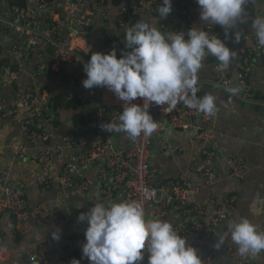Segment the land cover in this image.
I'll return each instance as SVG.
<instances>
[{
  "label": "built area",
  "instance_id": "built-area-1",
  "mask_svg": "<svg viewBox=\"0 0 264 264\" xmlns=\"http://www.w3.org/2000/svg\"><path fill=\"white\" fill-rule=\"evenodd\" d=\"M32 1V5L29 4L30 7L25 10L7 9L5 0H0V40L5 32L11 30L21 36L18 45L9 52V60L0 63V83L16 81L19 76L25 74L23 54L44 43L50 47V52H44L40 56L36 62V72L41 74L50 70L49 79L53 80L61 70V80L79 83L84 72V64L93 52L89 35L95 17L99 16L101 23L106 27L102 47L94 52L108 53L115 49L117 58H120L122 52L130 51L125 49L123 43L126 29L142 21V15L147 13L156 18L157 29L164 34L187 31L196 24L207 32L210 38L219 36L224 40L230 49L235 50V58L226 70L221 71L218 67L220 62L216 57L207 55L202 61V66L210 67L212 79L208 83L217 85L228 93H230L228 88H237L235 94H230L240 102L253 100L249 80L251 63L255 54H259L264 63V46L259 45L251 25L255 19V3H263L264 0H248L245 5L244 22H238L233 27V30L241 35L239 44L234 42L231 35L226 38L221 26L200 21L199 5L196 0H172V11L165 19L158 12L162 0H126L115 7L111 0ZM111 8L116 10L114 15L110 13ZM34 15H42L46 22L38 23L33 18ZM64 67L68 68L64 71L62 69ZM233 72L237 74L236 80L232 79ZM206 82L198 79L197 95L201 93L202 84ZM85 98L92 105L88 119L91 129L81 134L78 130L83 124L80 123L74 129L76 133L64 132L61 137H57L54 125L57 110L52 108L51 96L32 84L26 86L20 103L24 115L21 124L31 141L42 142L31 156V160L37 162L40 167L37 179L39 184H49L48 172L54 158L72 147L75 151L69 155L59 176L62 187L88 191L89 181L77 183L74 172L77 169L96 168L98 179L109 182L102 190L106 199L120 188L122 201H138L153 219L162 220L170 212L174 213L178 220L173 225L181 236L214 234L221 222L232 220L235 195L225 199L222 209L205 219L203 206L192 201L193 195L200 189L199 185L189 183L183 177H175L166 178L159 187H156L152 184L154 171L149 164L153 141L157 140L162 149H169L165 136L166 128L182 132L192 131L193 140L199 146L202 156L201 178L208 183L217 180L220 172L216 166L219 137L215 127L216 112L214 115H208L190 109L182 102L174 109L168 105L152 104L149 112L158 121L157 130L151 136L142 133L135 140L131 139L126 147L117 148L112 143L110 132L105 131L102 125L108 122L119 123L118 117L123 111L124 102L102 87L86 89ZM135 102L143 103L141 98ZM162 117L166 119V124L162 122ZM11 149L16 157H24L26 154L25 147L18 142L13 143ZM227 163L230 175L241 178L243 160L230 156ZM94 202L96 203V200ZM2 211L11 216V230L19 236L32 231L33 221L48 228H57L65 223V220L53 212L49 202L30 208L24 185L20 181L12 180L6 170L0 171V212ZM224 235L231 239L228 229L224 231ZM25 255L30 262L41 264H70L73 258L80 259L81 264H90L86 258L81 259V248L68 251L48 242H41L37 252L26 250ZM227 258H232L234 264H247L250 255L240 256L237 247L222 245L219 250L213 246L201 257L202 264H220ZM142 264H148L147 253Z\"/></svg>",
  "mask_w": 264,
  "mask_h": 264
},
{
  "label": "crops",
  "instance_id": "crops-1",
  "mask_svg": "<svg viewBox=\"0 0 264 264\" xmlns=\"http://www.w3.org/2000/svg\"><path fill=\"white\" fill-rule=\"evenodd\" d=\"M32 5L33 1L28 0ZM115 9L110 13L114 15ZM264 2H256L254 15L263 16ZM33 18L40 24L46 22L42 15H34ZM142 21L157 27V20L150 14H143ZM106 25L101 23L100 17L94 19L89 35L91 49L94 52L102 47ZM21 36L15 31L5 32L0 40V58L9 60V52L18 45ZM250 44V43H247ZM44 52H50L47 43L30 49L23 54L25 60V74L18 77L16 81L0 83V171L9 172L11 179L20 181L25 188V195L30 208L39 204L49 202L53 212L65 223L57 228H48L38 225L33 221V229L29 234L19 236L13 233L10 227L11 216L0 212V264H41L30 262L26 250L38 251L41 242L53 243L68 251H76L85 243V229L87 222H79L78 216L81 212H87L94 206L95 200L122 201V191L117 188L110 198L103 196V188L109 182L98 179L97 169H77L74 172L75 180L80 183L89 181L88 191L82 192L77 188H65L59 183L61 169L66 163L69 155L75 151L69 147L60 152L49 168V184L41 185L38 182L40 167L37 162L31 160L36 147L42 145L40 140L31 141L22 129L23 112L21 110V97L27 85H34L39 90L50 96L60 95L62 106L58 111L55 127V135L61 137L64 132H72L75 129L74 115L78 112L88 116L92 105L85 98L86 89L82 81L86 79L85 72L82 73L79 83H67L61 80V70L53 79H49L50 70L41 74L36 72V65ZM68 67L62 68L64 71ZM251 94L263 97L264 95V63L259 54H255L251 63ZM63 71V72H64ZM237 74L232 73V79L236 80ZM198 79L207 81L202 84L203 90L198 96L212 94L216 99V121L215 127L219 133L218 152L216 166L220 172L217 180L208 183L201 178L202 156L199 146L193 140V132H182L166 128L165 136L169 149H162L159 142L153 141L149 164L154 171L152 184L159 187L166 178L183 177L189 183L197 184L200 189L192 197V201L203 206L204 218L211 217L217 210L222 209L225 199L235 195L232 220L221 222L214 234L182 235L187 238V243L197 248L200 256L204 255L210 248L215 246L220 237L224 238V244L236 248L231 239L224 235L227 225L233 220L241 217L249 219L258 230H264V116L247 109L241 102L221 87L211 82L212 74L208 65L202 66L198 73ZM70 98H76L80 104L77 109L66 106ZM166 124V119L161 118ZM112 143L117 148H124L131 140L124 133H110ZM15 142L25 147L24 157H16L11 149ZM239 157L244 162L243 175L234 178L230 175L227 160L229 157ZM162 220L175 223L178 218L174 213H169ZM59 230V240L53 239L52 233ZM221 263L234 264L232 258L223 259ZM247 264H264V252L251 256Z\"/></svg>",
  "mask_w": 264,
  "mask_h": 264
},
{
  "label": "clouds",
  "instance_id": "clouds-1",
  "mask_svg": "<svg viewBox=\"0 0 264 264\" xmlns=\"http://www.w3.org/2000/svg\"><path fill=\"white\" fill-rule=\"evenodd\" d=\"M201 22L221 26L225 37L232 36L239 44L241 35L233 27L244 22L248 0H196ZM172 11V0H162L158 12L163 19ZM258 43L264 46V16L252 21ZM125 49L117 58L115 49L108 53L92 52L84 64L85 89L107 88L124 102L119 123L108 122L102 128L110 133H124L132 140L142 133L151 136L158 121L149 112L152 104L174 109L179 102L186 107L214 115L217 105L212 94L197 95L196 85L202 61L212 55L226 70L235 58L219 36H212L193 24L187 31L162 33L153 24L140 21L126 29ZM235 94L238 89L228 88ZM141 98L143 103L135 101ZM79 222H87L81 259L90 264H142L145 253L148 264H202L200 252L187 243L171 221L153 219L138 201L98 200L87 212H81ZM231 241L240 256H256L264 251V230L241 217L227 225ZM59 240V230L52 233ZM224 244L220 237L217 250ZM143 250V251H142ZM70 264H81L73 258Z\"/></svg>",
  "mask_w": 264,
  "mask_h": 264
},
{
  "label": "trees",
  "instance_id": "trees-1",
  "mask_svg": "<svg viewBox=\"0 0 264 264\" xmlns=\"http://www.w3.org/2000/svg\"><path fill=\"white\" fill-rule=\"evenodd\" d=\"M124 1L126 0H111V3L113 7H115L117 5L124 3ZM5 2H6L7 9L19 8V9L27 10L30 7L28 0H5ZM5 61H6V58H0V63H4ZM51 103H52V108L57 110V115H58V111L60 110L62 106V97H60V95H54V96L51 95ZM79 104L80 102L76 98H70L66 102V106H69L74 109H77ZM76 112L77 113L73 116L75 126H77L80 123L83 124L82 128L79 129L78 131H81V134L83 132H87L88 130L91 129L88 123V119H89L88 116L78 112V110H76ZM56 124H58L57 120L55 121L54 125ZM73 132L76 133L77 131L73 130L72 133Z\"/></svg>",
  "mask_w": 264,
  "mask_h": 264
},
{
  "label": "water",
  "instance_id": "water-1",
  "mask_svg": "<svg viewBox=\"0 0 264 264\" xmlns=\"http://www.w3.org/2000/svg\"><path fill=\"white\" fill-rule=\"evenodd\" d=\"M264 97L253 96V100L241 101V105L264 116Z\"/></svg>",
  "mask_w": 264,
  "mask_h": 264
}]
</instances>
